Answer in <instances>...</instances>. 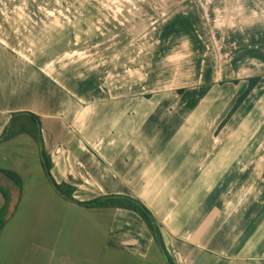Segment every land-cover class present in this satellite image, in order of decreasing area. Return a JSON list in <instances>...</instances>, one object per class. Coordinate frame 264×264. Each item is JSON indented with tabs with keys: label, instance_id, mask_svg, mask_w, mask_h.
<instances>
[{
	"label": "crops",
	"instance_id": "crops-1",
	"mask_svg": "<svg viewBox=\"0 0 264 264\" xmlns=\"http://www.w3.org/2000/svg\"><path fill=\"white\" fill-rule=\"evenodd\" d=\"M132 2L134 20L159 8L167 13L140 36L146 55L159 54L151 69L136 68L138 49L121 61L120 49L137 45L120 34L115 42L96 33L92 57L72 61L74 49H89L83 0H0V169L22 181L0 171V209L7 211L0 264H168L137 213L67 199L29 132L2 138L12 118L19 128L29 117L13 115L25 112L40 117L54 180L74 187L79 201H142L175 264H264V0L210 1L212 38L220 31L224 49L258 54L246 77L214 80L200 56L201 0ZM24 37L49 40L25 49ZM153 37L164 47L150 50ZM252 76L262 79L219 128Z\"/></svg>",
	"mask_w": 264,
	"mask_h": 264
},
{
	"label": "rangeland",
	"instance_id": "rangeland-1",
	"mask_svg": "<svg viewBox=\"0 0 264 264\" xmlns=\"http://www.w3.org/2000/svg\"><path fill=\"white\" fill-rule=\"evenodd\" d=\"M78 1L80 0H74V2L76 3H78ZM132 1L133 0H85V1L83 0L84 3L86 2L88 4L89 10H90L89 11L90 12L89 13L90 22H89L88 38L85 39L89 41L88 42L89 49H74L78 51V52H74L72 55L71 59L74 63L76 62L79 63L81 61L86 62V60L90 58L89 55L91 56V54H93L96 51V49H98V44H97L98 41L96 38V35H97L96 33H98L100 37H104V39H108V37L111 39L114 38V40L112 41H115V42L117 41L115 38L116 34H120L119 40L126 42L129 39L131 40L133 38L131 43L136 42V45H137V47L132 46L131 48L130 47L127 48L126 46V48L125 47L121 48L120 49L122 50L121 61L128 63V59H129L128 58L129 54L127 53L128 49H138L136 61H138V63L140 64L136 65V68L138 69V66L142 67L143 64L146 65L147 68L148 67L150 69L153 68L154 65L153 66H150V65L153 62H155L156 59L158 60L159 54L158 52H155L151 55L149 54L146 55L144 52H146V50H149V49H146L145 47L146 45L143 42V38L140 36H142L143 33L149 29L155 30V28L158 27V24L161 22V20L165 19L167 13H164L165 12L164 9L159 8L158 11L155 10L153 12H150L149 14H146L147 16L145 17L146 19H144V16L141 17V15H137L136 16L137 19L134 20L132 19V17L134 16L132 14V11H136V10H134L133 7L131 9V7L127 5L128 3H133ZM153 1H156V0H153ZM210 1L212 0H201L202 5L204 6L206 10L204 11L203 14L205 15L207 19L206 25L204 24L201 25V34L202 36H204L203 38L204 40H206V43H207V44L204 43V46L202 47L203 49H201L200 56H201L202 64L205 67L212 70V73H213L212 80H214L215 78L216 79L224 78L225 74L228 77L238 76L240 78H244L246 77L248 73H252L254 72V70H256L253 67L256 66L255 64L257 60L255 58H252V56L258 55L256 54L257 49H254V50L249 49L248 51L247 50L244 51L245 53L242 52V49H234V48L224 49L223 45L220 42V39L222 41L224 39L220 38V34H219L220 31H217L215 28L214 29L217 31L216 34H217L218 39L216 40L214 39V37L212 38V13H210V10H211L210 5L212 4V2L211 4H209ZM253 6H255L254 3H253ZM253 6L250 5V8ZM174 8H177V7L174 6ZM128 9L131 10L130 13L127 12ZM139 17L141 19H139ZM126 19H130L129 20L130 22H128ZM149 22H151V26L149 25L150 24ZM130 24L132 27L130 26ZM97 27L99 28L97 29ZM131 28L136 31L137 36L134 33H132ZM122 32L124 33L128 32L131 36L128 35L129 36L128 38L124 36ZM121 35L123 38H121ZM48 40L49 39L47 38L24 37L21 39V42H22V45L25 47V49H33V48H38L40 45H43L44 43H47ZM80 40L81 39H77V42H79ZM155 40H157V42ZM238 44L236 46H238ZM163 45H162V42H160L159 37H153L150 50L163 48L164 47ZM212 46H214L215 49H213ZM103 47H108L105 49L110 48L109 46H105V45ZM99 51H102V50L100 49ZM110 51L111 50H108V51L106 50V54H105L106 57L109 56L107 55V52H110ZM249 51H250V55L247 53ZM232 62L236 63L233 65V67L231 66ZM237 66L239 68H237L236 70ZM139 75L140 74H138V76ZM23 119L25 120V123L29 125L30 128L32 129L34 128L37 131V124L35 122H33L29 117L23 118ZM15 127H18V124H16ZM16 149H17V146L14 147V151H16ZM137 217H138V221L144 222L143 220H141V217L139 215H137Z\"/></svg>",
	"mask_w": 264,
	"mask_h": 264
},
{
	"label": "trees",
	"instance_id": "trees-1",
	"mask_svg": "<svg viewBox=\"0 0 264 264\" xmlns=\"http://www.w3.org/2000/svg\"><path fill=\"white\" fill-rule=\"evenodd\" d=\"M262 79L261 76H252L247 78L248 86L246 89L242 92V94L237 98L236 103L234 104L231 111L228 113L227 117L224 118V120L219 125V128H222L228 120L231 118V116L234 114V112L241 106V104L246 100V98L251 94V92L254 90V88L257 86V84ZM234 83H238L239 80H234ZM184 89H179L178 92L182 93ZM19 114H26L30 117V119L37 124V131L33 128H30L28 124L25 122L20 125V127H15L13 125V118L10 122V126L6 131H4L2 138L4 139H11L14 136H16L18 133L21 132H29L42 146L41 149V156H42V163L44 166V169L48 175V178L50 182L52 183L53 187L60 193L62 196H65L67 199H70L76 203H79L80 205L90 207V208H103V207H115V208H123L130 211H133L137 213L142 220L145 222L149 230L154 236V239L156 240L157 244L159 245L162 254L164 255L166 261L168 264H175V262L172 259V256L168 252L161 230L160 226L154 217L153 213L150 211V209L142 203L137 198L131 197V196H125V195H108V196H102L97 197L89 201H79L74 196V187H65L61 184H58L51 173V160L50 156L47 154L45 149L43 148V141L41 137H39L40 130L38 129V125H40V117L37 115H34L32 113H16L13 115V117H17ZM16 129V130H15ZM2 173L7 175L9 178H11L18 186L21 185L22 181L20 176L10 170H4L0 169ZM6 209L2 208L0 209V230L4 227L6 223Z\"/></svg>",
	"mask_w": 264,
	"mask_h": 264
}]
</instances>
